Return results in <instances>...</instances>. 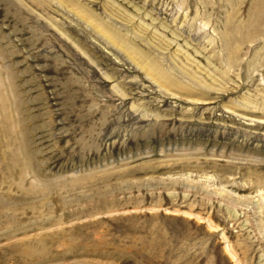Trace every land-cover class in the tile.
I'll use <instances>...</instances> for the list:
<instances>
[{
    "label": "rangeland",
    "instance_id": "1",
    "mask_svg": "<svg viewBox=\"0 0 264 264\" xmlns=\"http://www.w3.org/2000/svg\"><path fill=\"white\" fill-rule=\"evenodd\" d=\"M0 264H264V0H0Z\"/></svg>",
    "mask_w": 264,
    "mask_h": 264
},
{
    "label": "bare ground",
    "instance_id": "2",
    "mask_svg": "<svg viewBox=\"0 0 264 264\" xmlns=\"http://www.w3.org/2000/svg\"><path fill=\"white\" fill-rule=\"evenodd\" d=\"M161 76V75H160ZM162 77V76H161Z\"/></svg>",
    "mask_w": 264,
    "mask_h": 264
}]
</instances>
